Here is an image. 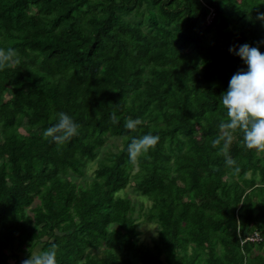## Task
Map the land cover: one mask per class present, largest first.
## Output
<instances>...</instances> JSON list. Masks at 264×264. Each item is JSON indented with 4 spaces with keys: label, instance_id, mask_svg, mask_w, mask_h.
I'll list each match as a JSON object with an SVG mask.
<instances>
[{
    "label": "trees",
    "instance_id": "trees-1",
    "mask_svg": "<svg viewBox=\"0 0 264 264\" xmlns=\"http://www.w3.org/2000/svg\"><path fill=\"white\" fill-rule=\"evenodd\" d=\"M245 42L264 51V0H0V48L17 50L0 68V264L53 243L57 264H264V149L229 130L232 166L211 143ZM60 111L79 129L56 142Z\"/></svg>",
    "mask_w": 264,
    "mask_h": 264
},
{
    "label": "clouds",
    "instance_id": "clouds-1",
    "mask_svg": "<svg viewBox=\"0 0 264 264\" xmlns=\"http://www.w3.org/2000/svg\"><path fill=\"white\" fill-rule=\"evenodd\" d=\"M229 51L239 55L247 65V69L236 71L230 78L228 88L223 92L222 103L227 109L228 120L221 121L223 135L214 138L213 146L221 145L225 153L226 164L236 165V160L228 154L233 136L229 130H243V143L249 148L264 149V51L260 47L247 42L229 46ZM17 50L13 47L0 48V68L14 63ZM118 120L116 113L111 117ZM140 123L139 118H129L125 127L134 129ZM79 124L68 112L60 111L58 119L45 129L44 135L53 141L63 142L78 133ZM159 140L157 134L151 132L133 137L128 145L129 157L135 161L138 154L146 152ZM235 171H239L238 166ZM55 243L48 250L37 251L22 261V264H57Z\"/></svg>",
    "mask_w": 264,
    "mask_h": 264
},
{
    "label": "rangeland",
    "instance_id": "rangeland-1",
    "mask_svg": "<svg viewBox=\"0 0 264 264\" xmlns=\"http://www.w3.org/2000/svg\"><path fill=\"white\" fill-rule=\"evenodd\" d=\"M210 19H211V17H210ZM14 89H15L16 92L23 90V88L20 85L16 86ZM116 144L121 146V141L120 140H114V139L108 140L107 143L99 150V154L97 156V159L92 160V161L89 162V164H88V166L86 168V175H87L88 178H91L93 176L94 170H95V168L98 165L99 159L104 157V155H105V153H107V151H109L111 149L115 150L116 149L115 148ZM79 180H81V177H80ZM126 192H128V194L131 195L132 198H136L137 200L141 199L139 194L136 193L132 188H128L126 190ZM121 194H124V192H122ZM139 228L141 229V232H142L141 239L144 242L150 243V244L152 243L153 237H155L157 235L158 230H159L158 224L151 223V222H146V221L141 222ZM37 251H40V249L37 248V250L35 252H37ZM21 255L24 256L25 254L22 253Z\"/></svg>",
    "mask_w": 264,
    "mask_h": 264
},
{
    "label": "built area",
    "instance_id": "built-area-1",
    "mask_svg": "<svg viewBox=\"0 0 264 264\" xmlns=\"http://www.w3.org/2000/svg\"><path fill=\"white\" fill-rule=\"evenodd\" d=\"M248 239L250 240H258L260 239V235L258 232H255L253 235L249 236Z\"/></svg>",
    "mask_w": 264,
    "mask_h": 264
}]
</instances>
